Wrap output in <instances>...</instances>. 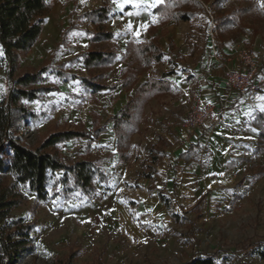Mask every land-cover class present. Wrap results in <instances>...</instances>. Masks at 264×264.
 <instances>
[{
  "label": "rangeland",
  "instance_id": "rangeland-1",
  "mask_svg": "<svg viewBox=\"0 0 264 264\" xmlns=\"http://www.w3.org/2000/svg\"><path fill=\"white\" fill-rule=\"evenodd\" d=\"M111 2L115 16L108 24L116 34L111 44L121 52L130 35L146 37L145 22L137 21L133 32L128 19L135 15L136 8L125 6L121 10L122 0ZM101 3L102 0H55L41 36L23 57L17 74L39 66L52 56V51H55L54 61L58 62L89 48L86 27L91 26L87 23L71 33L65 46L59 44L61 32L68 24L74 5L77 15ZM241 3V0H227L226 5ZM202 17L203 22L197 23L200 33L207 37L206 28L212 18L210 14ZM261 25L259 34H253L248 28L239 42L243 61L246 52H252L259 73L264 69V21ZM212 41L219 43L216 39ZM220 48L217 55L226 59ZM166 60L169 66L162 64L153 71L162 74L173 69L191 75L187 67L176 68L175 60ZM122 63L118 59L117 65ZM69 68L85 74L82 64ZM117 74L110 72L106 79L115 82L119 79ZM150 74L151 71L146 72L142 79ZM48 82L58 84L61 91L28 102L42 113L41 118L37 123L23 120L19 134L33 146L57 124L72 127L83 120L89 127L91 111H98L109 130L93 144L91 151H87L85 140L64 143L61 149L69 160L88 156L96 159L109 180L97 182V189L91 194L76 189L70 198L58 196L43 201L21 186L24 200L12 215L23 217L33 226L34 251L24 252L16 264H180L188 261L193 253L213 255L220 264H264L258 252L264 239V145L257 148L258 134L251 124L255 113H264L260 110L264 101L252 104L254 114L250 116H242L236 110L216 121L207 120L200 126L203 132L197 147L198 157L183 161L182 166L175 163L173 174L171 162L165 160L167 165L163 164V147L170 142L162 138L153 144L146 141L145 134L150 123H154L153 115L165 109L168 100L159 99L147 107L143 135L134 139L130 161L121 162L116 152L113 123L108 119L131 92L118 87L91 97L78 81L60 83L50 75ZM9 86L5 61L0 60V100ZM70 92L83 94L85 98L68 96ZM171 124L165 121L162 126ZM12 155L13 150L7 145L2 152L4 160L10 163ZM155 157L161 158L158 164L154 162ZM153 169V176L147 177ZM7 178L9 182L14 181L11 175ZM52 184L53 181L50 194ZM163 196L168 198V205L161 200ZM173 214H178L180 221Z\"/></svg>",
  "mask_w": 264,
  "mask_h": 264
},
{
  "label": "trees",
  "instance_id": "trees-1",
  "mask_svg": "<svg viewBox=\"0 0 264 264\" xmlns=\"http://www.w3.org/2000/svg\"><path fill=\"white\" fill-rule=\"evenodd\" d=\"M210 0H165L163 5L157 6L154 12L161 15L162 23L170 19L188 21L199 13L213 12V30L224 41L237 32L245 33L250 28L253 34L261 32L264 21V6L259 0H241L237 6H227V0H212L209 9L206 3ZM53 0H0V60L5 61L7 77L10 86L5 96L0 100V264H16L24 252L34 251L32 230L33 226L26 223L23 217H15L12 211L24 200L20 187L23 186L36 195L39 201L49 197L65 196L78 189L83 194H91L97 189V182H108L109 178L96 159L88 156L83 159L69 160L63 153L61 145L74 140H85L87 151H91L93 144L100 135L107 131L106 123L102 122V115L91 111L89 127L84 121L77 125L59 126L57 124L50 132L41 136L33 146L28 145L19 134L21 122L30 120L37 123L42 113L35 111L28 102L38 100L43 95L54 91H61L58 84L48 82L52 75L60 83L78 81L83 90L94 97L105 90H114L118 83H108L106 73L113 69L117 58V51L109 42L114 33L107 27V21L114 15L109 0H102V4L76 15L75 8L71 10L68 25L62 30L60 45L68 43L73 30L80 29L85 23L86 33L92 42V48L80 52L68 60L54 61L52 56L45 58L37 67H31L26 72L17 74L20 63L43 31L46 18L53 8ZM135 54V59L143 66V70L153 63L164 59L165 53L160 47L157 37L150 42H141L132 49L128 44L123 58L127 59ZM82 64L85 74L70 70L69 66ZM137 70L131 65L122 68V88L129 90L137 81ZM164 79H150L142 82L132 99L108 121H113V129L117 136V150L120 160L129 159L130 137L135 133L141 122L145 105L154 97L167 94L177 95L172 84ZM68 96L84 99L83 94L74 92ZM259 128L257 148L264 145V113L255 114L251 122ZM9 145L13 150L10 163L4 160L2 152ZM198 144L192 143L188 150L179 157L190 161L198 157ZM158 163L159 158L155 157ZM61 172V173H59ZM155 169L147 175L152 177ZM14 178L9 182L7 176ZM53 181V191L49 187ZM204 194L198 199L202 201ZM161 200L168 205V198ZM176 221H180L178 214H173ZM259 254L264 259V239L260 243ZM180 264H220L213 255L193 256Z\"/></svg>",
  "mask_w": 264,
  "mask_h": 264
},
{
  "label": "crops",
  "instance_id": "crops-1",
  "mask_svg": "<svg viewBox=\"0 0 264 264\" xmlns=\"http://www.w3.org/2000/svg\"><path fill=\"white\" fill-rule=\"evenodd\" d=\"M54 1L55 0H53V2ZM109 1L112 4L111 0ZM211 1L212 0L206 3V7L208 9H209V4ZM53 7H54V4H53ZM73 8H75V11H76V5H74ZM154 9L155 7H152L147 11L142 10L140 11L142 13H139L138 15L136 14L137 13V10H136L135 15L132 14L129 17L128 25L131 24L133 26L131 28L133 32H135L137 21L145 22L146 37L136 38L135 33L133 35H130L129 39H127L125 43V48L123 49V51L120 52L117 49H115L113 45L111 44V42L114 40L115 35H116L115 32L109 28V24H108V21L112 17L115 16L114 8H113L114 15L107 21V27L110 31L114 33V38L109 42V45L117 51V58L114 62L113 69L107 72L106 75L110 72L115 71V72H118L117 75L119 76V79L115 82H109L105 76V80L108 83H118L117 88L120 87L121 89L126 90L125 88H122V84H121L122 83L121 82L122 68L126 67L127 65H131L132 69L137 70V73H138L136 76L137 81L131 89L126 90V91H130L131 94H130V97L122 105L124 106L127 102H129L132 99V97L135 94V90L142 82L148 81L150 79H164V74L170 72V74L165 79L168 80L172 84V89L174 91H177L178 94L177 95L167 94L164 96L154 97L145 105L143 117L139 124V128L130 137V148L128 150L129 159L127 161H130V159L132 158L131 150L133 148L134 139L143 135L142 132L144 131V129L142 127L147 126V123H145V117L148 116L147 107L148 106L150 107L151 104L153 105L159 99L168 100L169 104L165 106L166 110L162 108V111L160 113L153 115L154 123L153 124L150 123L149 129L147 131L145 130V134L147 136L146 141L152 142L153 144H158L159 141L162 140V138H166L170 142L168 143L167 147H163V150H164L163 155L165 158L163 161V164L167 165L165 163V160L170 161L171 166H172L171 171L173 172V174H175L176 173L175 163H177V166H182L183 161L190 162L195 159L193 158L190 161H186L185 159L180 158L179 155L182 152L188 150L192 143L200 144L199 143V140H201L200 134L203 132L200 129V127L194 128L191 132H189L188 129H186V127L184 126L185 121L189 117V112H190V107H191L190 102L188 101V95H195L197 98H200L206 103L213 105L215 111L219 113L221 117L224 114L234 113V111L236 110H237V113L241 114L242 116H250L254 114V109H253L252 104L240 99L236 95V93L228 87L224 79V70L226 67H230L233 69H243L244 68L243 59L241 57L242 56L241 46L239 45V42H241L242 38L245 37V35L244 33L243 34L235 33L229 39H226L223 41L213 30L214 16H213L212 10H209V13H199L197 14V16H195L194 18L188 21L177 22L174 19H170L167 22L162 23L161 15L155 13ZM205 14H210L212 18L210 23L208 24L209 27L206 28V30L208 31V35H209L207 37L204 34L202 35L200 33L199 31L200 27L197 23L198 21H200L201 23L203 22L204 18L202 16ZM149 18L151 19V21L149 20ZM87 24L91 26L87 28L91 29L93 27L91 24L89 23ZM211 27H212L213 35H211L210 33ZM132 36H133V39H132ZM153 37H157L160 47L165 53L164 59L161 62L153 63L150 67L143 70V66L140 64L138 60L135 59L134 53L127 59L123 58V54L126 51L128 44L131 45L132 49H135V46L138 43L150 42ZM212 38L216 39L219 42L217 43V47L219 48L221 47L220 50L221 49L223 50L224 56H226V59L221 57V55L215 54V52L213 51L214 41H212L213 40ZM89 40H90V37H89ZM90 43L91 44L89 48L82 50L80 52H83V51H86L92 48L93 45H92L91 40H90ZM78 53H75L74 55ZM167 58H169L170 60H175V63L177 64L176 68L187 67L190 70L191 75H187L188 73H185L179 70H173V69L164 71L162 74H158V72H154L153 71L154 68L162 64L169 66L168 61L166 60ZM118 59H121V63L123 62L122 65H119V66L117 65ZM149 71H151V74L147 78L142 79V76L146 72H149ZM260 73L264 75V69ZM258 113H263V112H258ZM254 117L255 115L253 116V119ZM165 121L170 122L172 124L168 125L167 127H164L162 126V123ZM109 122L113 123V121H109ZM103 123H106V122H103ZM253 128L255 132L259 135V128L254 125H253ZM108 130L109 128L107 129V131L103 132L101 135L108 132ZM112 131L114 132V135L116 138L115 147H116V152L118 154V159L120 160L119 153L117 150V136L113 129V125H112ZM120 161L127 162L123 160H120ZM160 161H161V158H159V162ZM167 168H169V166Z\"/></svg>",
  "mask_w": 264,
  "mask_h": 264
},
{
  "label": "built area",
  "instance_id": "built-area-1",
  "mask_svg": "<svg viewBox=\"0 0 264 264\" xmlns=\"http://www.w3.org/2000/svg\"><path fill=\"white\" fill-rule=\"evenodd\" d=\"M210 33L213 35L212 27ZM217 48L215 41L213 44L215 54H217ZM253 58L252 52H246L243 69L226 67L224 70V79L228 87L240 99L251 104L262 101L259 97L264 96V75L259 73L258 65L254 63ZM188 101L191 107L189 117L184 123L186 129L193 130L205 124L207 120L216 121L217 118H221V115L215 111L213 105L206 103L195 95H188Z\"/></svg>",
  "mask_w": 264,
  "mask_h": 264
},
{
  "label": "snow or ice",
  "instance_id": "snow-or-ice-1",
  "mask_svg": "<svg viewBox=\"0 0 264 264\" xmlns=\"http://www.w3.org/2000/svg\"><path fill=\"white\" fill-rule=\"evenodd\" d=\"M114 2H116V0H114ZM165 3V0H122V3L120 4V8L121 10H123V8L125 6H131L136 8L137 10V15L139 14L140 11H147L152 7H157L160 5H163ZM262 6H264V0H262ZM132 13L130 12L129 15H131ZM133 26L131 24H129V28H132ZM143 27V25L141 26ZM0 55H2V52H0ZM259 99H261L262 101H264V96L259 97ZM261 111H264V106H261L260 108Z\"/></svg>",
  "mask_w": 264,
  "mask_h": 264
}]
</instances>
